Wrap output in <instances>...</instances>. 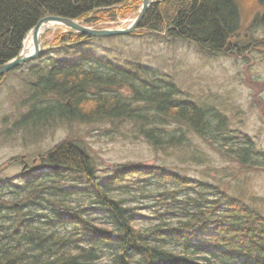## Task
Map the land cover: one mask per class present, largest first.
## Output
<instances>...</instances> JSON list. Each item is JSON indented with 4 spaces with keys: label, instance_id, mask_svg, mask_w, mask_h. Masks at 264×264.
<instances>
[{
    "label": "trees",
    "instance_id": "16d2710c",
    "mask_svg": "<svg viewBox=\"0 0 264 264\" xmlns=\"http://www.w3.org/2000/svg\"><path fill=\"white\" fill-rule=\"evenodd\" d=\"M140 4L0 0V65L19 55L26 35L45 16L95 26L137 12ZM242 16L240 0H154L139 28L121 36L183 39L209 57L241 55L253 49L248 34L260 33L264 43L261 12L247 33ZM66 30L51 44L67 58L42 53L12 70L21 74L25 91L18 102L22 111L12 128L1 130L3 136L57 123L105 124L109 140H142L179 162L212 160L195 147V136L223 158L264 168V149L231 128L216 98L187 96L171 76L133 56L114 60L85 51L88 41L105 38ZM8 74L0 76V87ZM35 157L39 165L13 181L0 179V264H264V215L219 179L183 176L166 164L100 173L91 150L77 139ZM131 190L159 207L147 221L138 218L134 200L122 197Z\"/></svg>",
    "mask_w": 264,
    "mask_h": 264
},
{
    "label": "rangeland",
    "instance_id": "374dc122",
    "mask_svg": "<svg viewBox=\"0 0 264 264\" xmlns=\"http://www.w3.org/2000/svg\"><path fill=\"white\" fill-rule=\"evenodd\" d=\"M240 1L243 10L242 31L247 33L249 26H254L252 21L256 11L263 12L264 8L258 6L257 0ZM137 15L138 10L127 13L112 23L100 22L95 26L125 28ZM66 29L61 25H52L46 32L45 57L53 55L56 60L67 58L64 54L54 53L56 49L51 44L57 32L67 31ZM248 35L253 49L247 53L241 52V55L232 52L213 57L204 56L192 42L183 39H160L150 34L103 37L105 39L102 41H88L83 49L114 60L133 56L159 69L162 74L171 76L187 96L201 101H213L216 98L226 109L231 128L247 133L258 148L264 149V43L261 42L263 38L260 33L257 36ZM68 51L69 49L62 53ZM35 63L37 61L30 65ZM20 76L17 70L10 71L0 87V179L13 181V178L29 170L28 168L39 165L35 155L46 152L63 140L77 139L91 150L101 168L100 173L131 164H166L183 176L219 179L226 190L242 196L252 209L264 215V168L248 167L223 158L208 142L195 136V147L211 155L210 163L199 165L193 160L185 159L179 162L172 153L169 155L155 152L145 141L129 139L126 135L125 138L117 137L111 141L104 135L103 131L110 130L105 124L88 126L57 123L52 128L39 129L32 133L12 129L8 136H3L1 130L6 126L12 128L10 122L22 111L18 102L24 95L25 83ZM176 155L181 156L179 153ZM137 193L131 190L122 194V197L134 200L140 214L138 218L147 221L158 206L152 199L144 200Z\"/></svg>",
    "mask_w": 264,
    "mask_h": 264
},
{
    "label": "water",
    "instance_id": "95a60500",
    "mask_svg": "<svg viewBox=\"0 0 264 264\" xmlns=\"http://www.w3.org/2000/svg\"><path fill=\"white\" fill-rule=\"evenodd\" d=\"M153 2L154 0H142V5L138 15L132 23L125 28H96L86 25L83 20H76L55 15L45 16L38 21L35 27L25 37L26 40V38L31 34L33 52L31 54H25V47H23V50L17 57L0 65V76H3L5 73L10 72L14 68L23 65L25 62L43 53L44 42L42 40V36L51 29L52 25H61L77 33L90 37L129 35L138 29L149 6ZM260 4L262 5L263 3ZM262 17L264 18V14H262Z\"/></svg>",
    "mask_w": 264,
    "mask_h": 264
},
{
    "label": "bare ground",
    "instance_id": "6f19581e",
    "mask_svg": "<svg viewBox=\"0 0 264 264\" xmlns=\"http://www.w3.org/2000/svg\"><path fill=\"white\" fill-rule=\"evenodd\" d=\"M256 3H258V4H260V3H264V0H257L256 1ZM141 5H142V0H141V4H140V7H139V9H138V13H139V10H140V8H141ZM109 23H112V22H109ZM139 28V27H138ZM32 30V29H31ZM48 32V31H47ZM46 34V33H45ZM45 34H43V36H42V40H43V42H44V52L46 51V48H45V46H47L46 44H45V41H44V35ZM31 35V34H30ZM30 35L26 38V40H25V43H24V41H23V43H24V45H23V47H25V54H31L32 52H33V45H32V41H31V38H29L30 37ZM23 47H22V50H23ZM21 50V51H22ZM43 52V53H44ZM21 53V52H20ZM19 53V54H20ZM42 54V53H41ZM40 55V54H39ZM37 57V56H36ZM35 57V58H36ZM35 58H33V59H35ZM33 59H31V60H29V61H32ZM29 61H27V62H29ZM26 63V62H25ZM15 69V68H14ZM13 69V70H14ZM12 71V70H11ZM9 73V72H8ZM6 74V73H5Z\"/></svg>",
    "mask_w": 264,
    "mask_h": 264
},
{
    "label": "flooded vegetation",
    "instance_id": "af4514ba",
    "mask_svg": "<svg viewBox=\"0 0 264 264\" xmlns=\"http://www.w3.org/2000/svg\"><path fill=\"white\" fill-rule=\"evenodd\" d=\"M259 7H261V8H264V3H263V5H258Z\"/></svg>",
    "mask_w": 264,
    "mask_h": 264
}]
</instances>
